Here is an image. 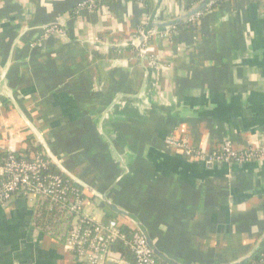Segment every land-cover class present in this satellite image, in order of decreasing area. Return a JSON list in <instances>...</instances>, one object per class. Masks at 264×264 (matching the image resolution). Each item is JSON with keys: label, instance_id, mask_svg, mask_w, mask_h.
I'll list each match as a JSON object with an SVG mask.
<instances>
[{"label": "crops", "instance_id": "1", "mask_svg": "<svg viewBox=\"0 0 264 264\" xmlns=\"http://www.w3.org/2000/svg\"><path fill=\"white\" fill-rule=\"evenodd\" d=\"M79 1L0 0V72L7 69L1 151L22 152L28 132L35 141L28 121L68 171L103 195L101 202L86 193L85 214L108 220L104 201L132 214L163 264L248 260L264 245V164L200 181L184 152L166 149L164 140L172 136L205 152L225 138L237 150L264 142V0H229L193 31L178 28L164 53L170 73L159 79L156 94L151 85L144 88L140 62L111 66L115 57L130 59L126 48L133 47L126 45L146 27L154 0L83 11L62 37L29 47L42 27L60 24ZM200 1L162 0L155 18L168 23ZM3 93L15 107H5ZM122 95L127 102L117 100ZM212 98L216 110L190 108ZM145 101L152 109L144 115ZM34 204L17 195L0 208V264H78L33 225Z\"/></svg>", "mask_w": 264, "mask_h": 264}, {"label": "built area", "instance_id": "2", "mask_svg": "<svg viewBox=\"0 0 264 264\" xmlns=\"http://www.w3.org/2000/svg\"><path fill=\"white\" fill-rule=\"evenodd\" d=\"M226 1L229 0L212 1L203 12L188 19L185 23L194 30L201 24L205 14L213 10L210 9L212 5ZM134 3L137 6H144L141 0H135ZM99 4V0L79 1L75 8L67 13L69 15L60 24H50L42 27L41 33L37 35V39L34 42L30 43L29 47L32 49L42 48L51 36L62 37L64 35L63 27L66 26V23H70L71 20H77L83 11L94 12L98 10L101 7H99ZM158 17L157 15V19L155 18L156 29H151L147 34H144L145 27L140 28L129 41L130 43L127 45L133 47L130 51L132 54L130 59L115 57L111 61L112 67H122V65L128 64L130 60L140 62L146 71L144 88L147 85H151L150 90L153 89L155 94L159 87V79L167 77L170 73V65L164 53L180 35V31L174 26L163 27L164 23H161ZM139 37L142 38L141 53L136 51L133 44ZM117 98L118 101L125 103L130 97L122 95V97ZM155 102L166 103L162 98H157ZM144 103L145 115L151 111L152 102L145 101ZM165 144L168 149L182 150L186 159L197 162L241 165L264 160V142L252 143L244 150H237L229 141H224L210 152L193 149L186 141H179L174 138L166 139ZM14 152L10 151V154L2 160L3 162L0 166V208L6 207L17 195H22L26 200L36 199L40 195L49 200L50 206L63 204L61 206L68 209L74 220L72 230L67 235L63 247L67 257L75 263L158 264L154 252L142 231L134 226L130 227L132 233L128 238L125 234L119 233L117 220L95 221L91 216L83 212L85 201L81 199L75 188L65 184L61 177L45 173L48 161H44L40 157L29 161L25 153L21 152L20 155H16ZM67 196H72V200L68 201ZM130 223L132 224L131 221ZM116 240H121L124 245H127L134 257L133 263L122 259L112 251L111 244ZM256 264H264V253L260 255V260Z\"/></svg>", "mask_w": 264, "mask_h": 264}, {"label": "trees", "instance_id": "3", "mask_svg": "<svg viewBox=\"0 0 264 264\" xmlns=\"http://www.w3.org/2000/svg\"><path fill=\"white\" fill-rule=\"evenodd\" d=\"M100 6H106L110 7L113 3H115L117 0H99ZM130 2L134 3L135 0H129ZM144 5H146V0H141ZM191 1V0H188ZM193 3L198 2V0H192ZM192 3V4H193ZM223 2H218L210 7V9H215L218 6H220ZM204 11V10H203ZM176 28L183 27L184 31H193L190 27L187 26V23H181L180 25L175 26ZM128 50H131L132 48H126ZM5 107H9L8 102H4ZM24 149L22 150L23 153L26 154L27 159L29 161H33L36 159V157H40V159H43L44 161H48L47 168L45 173L46 174H53L57 175L62 178L65 184H67L69 187L75 188L77 192L80 194L81 199L85 201L86 199V193L88 191L78 187L76 184H74L72 181L67 179L64 175H62L56 167L50 163V161L46 158L44 151L42 148L37 144L36 141L33 140L32 135L28 132V134H25L24 136ZM16 155H20L21 151H15ZM53 153V152H52ZM10 154L9 152L1 151L0 149V166L2 165V160L6 158ZM60 160V159H59ZM62 163V161L60 160ZM63 164V163H62ZM89 193V192H88ZM90 194V193H89ZM91 195V194H90ZM92 196V195H91ZM93 197V196H92ZM72 196L68 197L67 200H72ZM63 205V204H61ZM60 204L51 205L49 203V200L45 197H41L40 195L36 197L35 204L32 208L33 211V217H32V223L33 225L39 230L45 233L50 238L56 240L60 244L64 245L66 242L67 235L72 230V226L74 223L73 215L68 212V209L65 207L63 208ZM66 206V205H65ZM105 207V206H104ZM107 208L110 216H108V219H112V217L116 216L109 207ZM112 214L114 216H112ZM127 220V219H125ZM119 233L125 234L128 238L131 236L132 230L131 228H128L126 225L119 224ZM112 251L119 255L122 259L133 263V255L129 251V248L127 245H124L121 240H116L113 244H111ZM264 253V245L261 247L260 250L256 251L254 255H252L248 260L243 261L238 264H256L260 260V255ZM155 255V254H154ZM155 259L158 264H163L160 262L156 256Z\"/></svg>", "mask_w": 264, "mask_h": 264}, {"label": "water", "instance_id": "4", "mask_svg": "<svg viewBox=\"0 0 264 264\" xmlns=\"http://www.w3.org/2000/svg\"><path fill=\"white\" fill-rule=\"evenodd\" d=\"M212 1H214V0H201L195 6L187 9L177 19L171 20L168 23H164L162 26L169 28V27H173V26L175 27V25H178L180 23L186 22L188 19L193 18L197 14L203 12V10H205L207 8V6ZM161 5H162V0H155V6H154V9H153L151 15H149V19H148L147 25L145 27L144 34H147L151 29H156L157 28V25L154 23V19H155V14L157 13V11L161 7ZM141 43H142V38L141 37H139L135 41V43H133L134 46H135V49H136V51L138 53H141V49H140ZM126 46H128V45H126ZM6 71H7V69H4L3 71L0 72V86L4 85L5 78H6ZM4 95L6 96V94H4ZM5 96H2V97L6 100V102H10V104L15 107V104L12 101L11 97H9V95H7L6 97ZM212 99H210V100H212ZM204 102H205V100L194 101L192 104H190V106H191L190 108H194L195 106H197L201 110L202 105L205 104V105H208V107L212 108L213 110H216L218 105H219L217 98L213 99L210 102L211 104L209 102H205V103ZM203 113L205 114L204 111H203ZM25 124L30 129L31 133L33 134V137H34L35 141L42 148V150L45 153V156L50 161V163H52L56 167V169L62 175H64L67 179L72 181L78 187L88 191L95 199H98V200H100L102 202L103 199H104L103 195H100L97 192H95L92 188L87 186L85 183H83L81 180H79L76 176H74L70 171H68L63 166V164L60 162L59 158H57L51 152V150L48 148V146L45 143L43 137L41 135H39V133L33 129V127L30 125V123L28 121H25ZM223 140L224 141L226 140L227 142L229 141L226 138L223 139ZM224 141H222V142H224ZM164 147L166 149H168V147L165 144V140H164ZM160 154L163 155V158L168 157L169 161H173V159L170 158V156H168L167 152L161 150V151H159V155ZM176 161H180V160L177 159ZM187 162H189L191 164V168L194 170V173H192V176L195 179H198L200 181L204 180L205 178L206 179H212V178H215V177H224L225 179H229V177L236 171L247 172V171H250L252 168H256V166H258L260 164H264V160L263 161H258V162L244 163V164H241V165L234 164V163H230V164H226V163H210V162L205 163V162H197V161H191V160L190 161L188 160ZM184 163H183V165H184ZM164 164L165 165H171L172 163L169 162L167 164L166 162H164ZM198 169L204 170L205 172L201 173L199 171H196ZM103 203L107 207H109V209L113 213H115L117 216H120V217H122L124 219H127V220L131 221L133 226L135 228L139 229L140 231H142L144 237L147 239V241H149V239H148L149 237H148L147 233L145 232V230L143 229L142 224L139 223V221L137 220V218L135 216H133L132 214H129L127 211H124V209L115 208L114 206L109 205L105 201ZM149 245L151 246V248L153 250L152 245L150 243H149ZM243 260H245V259H242L241 261H243ZM233 264H236V263H233Z\"/></svg>", "mask_w": 264, "mask_h": 264}, {"label": "flooded vegetation", "instance_id": "5", "mask_svg": "<svg viewBox=\"0 0 264 264\" xmlns=\"http://www.w3.org/2000/svg\"><path fill=\"white\" fill-rule=\"evenodd\" d=\"M168 138H174V137L169 136V137H167L166 139H168ZM166 139H165V141H166ZM174 139H176V138H174ZM177 140H178V139H177ZM179 141H182V140H179Z\"/></svg>", "mask_w": 264, "mask_h": 264}, {"label": "rangeland", "instance_id": "6", "mask_svg": "<svg viewBox=\"0 0 264 264\" xmlns=\"http://www.w3.org/2000/svg\"><path fill=\"white\" fill-rule=\"evenodd\" d=\"M85 213V211H83ZM88 215V214H87ZM89 216V215H88Z\"/></svg>", "mask_w": 264, "mask_h": 264}]
</instances>
